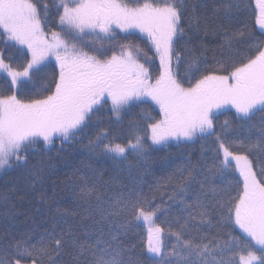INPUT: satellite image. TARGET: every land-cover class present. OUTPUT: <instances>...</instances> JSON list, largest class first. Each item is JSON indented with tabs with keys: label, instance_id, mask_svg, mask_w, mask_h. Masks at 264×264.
<instances>
[{
	"label": "trees",
	"instance_id": "trees-1",
	"mask_svg": "<svg viewBox=\"0 0 264 264\" xmlns=\"http://www.w3.org/2000/svg\"><path fill=\"white\" fill-rule=\"evenodd\" d=\"M30 1L66 48L18 88L0 73V100L66 127L0 166V264H264V0H174L173 33L119 29L114 7L81 34L60 23L78 0ZM0 56L31 62L1 25ZM171 126L184 135L156 142Z\"/></svg>",
	"mask_w": 264,
	"mask_h": 264
},
{
	"label": "rangeland",
	"instance_id": "rangeland-1",
	"mask_svg": "<svg viewBox=\"0 0 264 264\" xmlns=\"http://www.w3.org/2000/svg\"><path fill=\"white\" fill-rule=\"evenodd\" d=\"M158 1V2H156ZM174 0H148L143 7L129 8L125 3L116 0H78L75 6L64 8L60 23L67 29L74 32L88 33L110 29L113 25L109 24V12L114 7L124 9L128 14L126 23H117L119 29H149L160 32L173 33L175 28L178 10L175 8ZM0 25L7 37L26 48L31 55V62L26 71L15 72L0 56V73L9 76L15 88H18L21 80L30 78L31 72L40 63L50 56H53L66 48V40L62 36L48 35L41 26L39 16L36 14L35 6L30 0H1L0 3ZM151 11V12H150ZM110 18V17H109ZM3 107L0 111V166H6L13 157L17 148L23 141L32 137L52 139L54 136L64 133L66 124H60L55 120L41 118L34 112L20 111L14 113L12 103L7 100H0ZM13 111V113L11 112ZM80 119V118H79ZM76 121V119H75ZM75 124L67 128L73 130ZM66 130V131H67ZM184 135V132L174 127L160 129L156 133V142L163 143L171 138ZM241 163V161H240ZM138 220L146 226L147 246L152 256H159L163 250V235L158 230L155 222V214L146 211L138 213ZM256 245L264 247V241H257ZM258 254L252 252L250 255L241 256V264H257Z\"/></svg>",
	"mask_w": 264,
	"mask_h": 264
}]
</instances>
